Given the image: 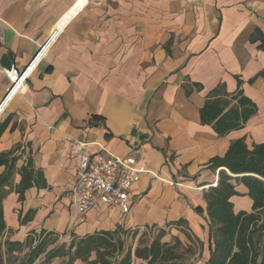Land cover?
I'll return each mask as SVG.
<instances>
[{
    "label": "crops",
    "instance_id": "crops-1",
    "mask_svg": "<svg viewBox=\"0 0 264 264\" xmlns=\"http://www.w3.org/2000/svg\"><path fill=\"white\" fill-rule=\"evenodd\" d=\"M258 32L264 35V0H0V101L10 84L3 69L22 70L53 35L26 83L0 105L9 241L23 242L31 231L72 239L154 227L165 231V241L198 240L197 264L206 261L203 193L226 170L210 167V160L237 139L248 148L264 143ZM217 86L240 89L256 106L241 128L225 135L200 120ZM76 142L85 156L140 159L145 171L132 188L129 213L99 205L73 222ZM23 167L32 177L19 199ZM231 183L238 192L229 199L233 210L250 212L247 187Z\"/></svg>",
    "mask_w": 264,
    "mask_h": 264
},
{
    "label": "trees",
    "instance_id": "trees-1",
    "mask_svg": "<svg viewBox=\"0 0 264 264\" xmlns=\"http://www.w3.org/2000/svg\"><path fill=\"white\" fill-rule=\"evenodd\" d=\"M258 39L259 48L264 51V35L258 32ZM260 74H264V71ZM238 83L240 85V80ZM232 100L236 104L226 109ZM255 111V104L243 96L240 89L227 93L221 86H217L200 109V120L204 124H212L217 134L225 135L241 128ZM210 167H224L227 171L220 169L217 184L203 193L207 202L209 235L208 258L202 264H256L259 252L263 253L259 264H264V143L253 144L252 148H248L243 139H237L231 143L223 157L210 160ZM20 174L19 199H22L23 189L30 185L32 170L23 167ZM9 175L8 172L0 177V264H7L14 253H21L25 248L28 252L24 253L25 258L19 264H33L41 254L44 256V264L63 257H67L66 264H73L76 260L84 264H184L183 251L189 247L176 236L170 241L162 240L165 233L162 229L150 240H144L140 235L134 248L125 245L119 236L120 230L74 237L66 251L64 245L48 248L53 240L50 243L43 239L31 240V237L39 235H52L45 231H40L37 236V233L31 231L23 242L9 239L2 241L1 236L5 230L2 200L6 195L3 185ZM231 180L247 187V195L253 202L250 212L233 210L229 199L238 192ZM28 219V216L25 217V221ZM138 231L134 229L133 235L136 236ZM34 241L37 243L33 244ZM91 255L94 257L91 258Z\"/></svg>",
    "mask_w": 264,
    "mask_h": 264
},
{
    "label": "built area",
    "instance_id": "built-area-1",
    "mask_svg": "<svg viewBox=\"0 0 264 264\" xmlns=\"http://www.w3.org/2000/svg\"><path fill=\"white\" fill-rule=\"evenodd\" d=\"M52 36L50 33L22 70H17L14 66L3 69L4 75L10 82L5 92L6 97L19 80H22L23 85L26 83L32 71L46 56L49 48L44 50V47ZM33 65L34 68L30 74L24 77L28 69L33 67ZM14 76L17 80L13 79ZM5 99L0 101V105L3 104ZM75 150L79 157V164L77 175L69 191L73 222L79 220L87 211L97 208L99 205L116 207L122 213H129L132 205V188L145 171L140 166V159L133 154L125 157H118L112 154H98L94 157L85 156L83 154V143L81 142H76Z\"/></svg>",
    "mask_w": 264,
    "mask_h": 264
},
{
    "label": "rangeland",
    "instance_id": "rangeland-1",
    "mask_svg": "<svg viewBox=\"0 0 264 264\" xmlns=\"http://www.w3.org/2000/svg\"><path fill=\"white\" fill-rule=\"evenodd\" d=\"M89 1V0H88ZM264 216V213L262 214ZM160 229L158 228H154V227H148V228H142L140 229L138 235L134 236L133 235V229H122V231H120L119 236L122 240H124L125 245L126 246H131L132 248H134L137 244V240L139 239V236L142 235L141 238H144V240H150V237L157 235V233L159 232ZM36 236L38 234H35ZM1 240H7L9 239L8 236H6L4 233L1 236ZM31 240H46L48 243H50L52 240L53 242H51L48 248H51L53 246H61L64 245V250H67V246L69 245V242L72 240L70 238V236L68 237H62L59 239V236H55V235H39V237H31ZM34 241L33 244H36L37 242ZM189 242H191V244H187V246L189 247V249L184 250L183 251V258H184V264H197V260L201 255V251L203 250V245L201 242H199L198 240H188ZM205 248V247H204ZM4 250V246L2 248ZM28 252V249H23V251L21 253H14V255L12 257H10L7 260V264H19V261H23L24 260V253ZM262 252H259L258 257L255 260V263L259 264L261 261V257H262ZM18 259H16V258ZM94 255H91V258H93ZM56 261V262H55ZM67 262V257H63V258H54L52 260H50V262H48L49 264H66ZM45 263V264H48ZM33 264H44V256L43 254H41ZM73 264H84L83 262L76 260Z\"/></svg>",
    "mask_w": 264,
    "mask_h": 264
},
{
    "label": "bare ground",
    "instance_id": "bare-ground-1",
    "mask_svg": "<svg viewBox=\"0 0 264 264\" xmlns=\"http://www.w3.org/2000/svg\"><path fill=\"white\" fill-rule=\"evenodd\" d=\"M13 79H14V80H15V79L17 80V78H16L15 76L13 77ZM21 81H22V80H19V81L16 83V85H15L14 87H17V86L21 83Z\"/></svg>",
    "mask_w": 264,
    "mask_h": 264
},
{
    "label": "water",
    "instance_id": "water-1",
    "mask_svg": "<svg viewBox=\"0 0 264 264\" xmlns=\"http://www.w3.org/2000/svg\"><path fill=\"white\" fill-rule=\"evenodd\" d=\"M5 95H6V93L4 94L3 98L1 99V101H2L3 99H5V97H6Z\"/></svg>",
    "mask_w": 264,
    "mask_h": 264
}]
</instances>
